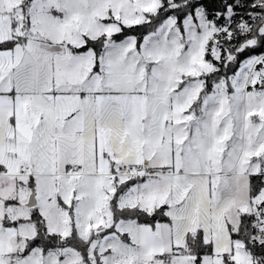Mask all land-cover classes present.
<instances>
[{
  "label": "snow or ice",
  "instance_id": "obj_1",
  "mask_svg": "<svg viewBox=\"0 0 264 264\" xmlns=\"http://www.w3.org/2000/svg\"><path fill=\"white\" fill-rule=\"evenodd\" d=\"M0 264H264V0H0Z\"/></svg>",
  "mask_w": 264,
  "mask_h": 264
}]
</instances>
